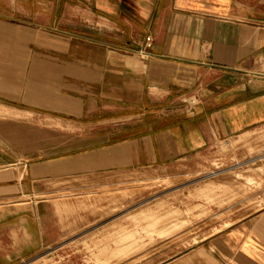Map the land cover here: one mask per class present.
<instances>
[{"label":"crops","instance_id":"1","mask_svg":"<svg viewBox=\"0 0 264 264\" xmlns=\"http://www.w3.org/2000/svg\"><path fill=\"white\" fill-rule=\"evenodd\" d=\"M1 3L0 264L60 245L124 168L186 167L264 126V0ZM60 125L99 133L75 146ZM231 234L233 264H264V205Z\"/></svg>","mask_w":264,"mask_h":264},{"label":"rangeland","instance_id":"2","mask_svg":"<svg viewBox=\"0 0 264 264\" xmlns=\"http://www.w3.org/2000/svg\"><path fill=\"white\" fill-rule=\"evenodd\" d=\"M70 133L80 146L99 131L60 125V142L70 141ZM52 136L43 129L44 138ZM43 149L50 154V146ZM123 171L121 190L108 185L105 206L84 210L91 219L57 247L19 264H233V229L264 205V126L215 144L186 167ZM68 181L59 180L63 186ZM55 185L34 182L28 188ZM50 197L32 194L28 200Z\"/></svg>","mask_w":264,"mask_h":264}]
</instances>
